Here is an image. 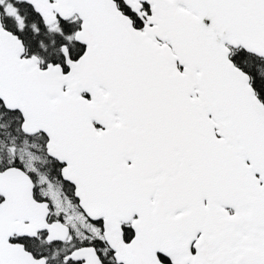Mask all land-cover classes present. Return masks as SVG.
Instances as JSON below:
<instances>
[{
    "label": "water",
    "instance_id": "1",
    "mask_svg": "<svg viewBox=\"0 0 264 264\" xmlns=\"http://www.w3.org/2000/svg\"><path fill=\"white\" fill-rule=\"evenodd\" d=\"M154 3L152 21L158 24V31L173 32L169 37L172 48L154 46L147 37L150 30L141 33L134 29L114 0H58L54 9L68 16L77 14L82 20L77 39L86 45L85 53L77 62L70 63L66 75L59 66L40 69L36 60L22 58V41L5 30L0 20V97L8 109L21 112L26 132L42 131L50 136L54 144L51 148L48 145L51 156L67 159L69 163L71 154L58 156L55 152L58 146L77 145L72 139L83 136L87 138L80 144H97L106 136V132L98 134L92 126V120L101 119L100 109L94 108L98 102L108 104L112 100L121 104L123 108L116 112L123 122L115 127L131 129L133 137H141L147 128L158 129V136L175 137L173 141L180 144L178 150H188L192 155L191 166L207 177L211 203L229 200L240 203V213L233 219L240 224L239 232H247L253 243L250 250L255 254L248 253L251 264H264V103L251 85L249 74L230 59L231 49L227 46H242L264 58V0H154ZM93 78L101 80L108 95L100 91L89 102L79 95L82 89L78 82ZM64 85L69 88L67 92L63 91ZM55 96V100L50 99ZM136 104L167 109L162 112L147 109L138 125L128 123L130 115L125 107ZM83 150L89 154L83 159L88 165L82 167L100 169L98 162L97 166L93 163L99 160L96 149ZM76 171V167L68 170L65 179L77 186V195L83 199ZM81 175L86 177L87 184L93 183L95 175L105 177L100 173ZM19 182L22 188L17 192L21 198L13 196L16 192L8 196L7 189ZM30 186L19 170L0 173V192L7 195L6 202L0 204V264H24L25 258H28L25 264H34L22 247L8 242L15 233L28 234L33 230L35 234V230L44 228V219L31 224L14 220L19 213L23 214L24 208L39 207ZM225 193L229 200L225 199ZM25 196L31 203H16ZM248 203L253 206L249 208ZM102 205L107 220L111 219V212L121 219L131 215L128 208ZM81 207L93 217L92 203H81ZM245 208L250 214L245 213ZM132 211L140 216L141 206H133ZM112 226L117 230L118 219L107 222L106 239L122 252ZM135 228L137 236L126 247L131 254L125 264H161L156 256L160 249L149 245L145 250L140 223Z\"/></svg>",
    "mask_w": 264,
    "mask_h": 264
},
{
    "label": "flooded vegetation",
    "instance_id": "2",
    "mask_svg": "<svg viewBox=\"0 0 264 264\" xmlns=\"http://www.w3.org/2000/svg\"><path fill=\"white\" fill-rule=\"evenodd\" d=\"M114 1L132 21L134 29L141 33L150 30L147 37L154 46L173 47L169 38L173 32L158 31V24L152 21L156 11L154 0ZM56 4L58 0H0V20L5 30L22 41V58L36 60L40 69L59 66L66 75L70 72V63L83 56L86 45L77 39L82 20L77 14H61L53 8ZM178 7L185 9L182 5ZM159 35L166 36V40ZM227 46L231 49L230 55L233 49H244ZM178 68L183 70L180 64ZM78 84L82 89L79 95L89 102L100 91L108 95L99 78ZM68 90L64 85L63 91ZM111 101L94 105L102 115L100 121L92 120V126L98 134L106 132L103 139L97 144H80L87 137H75L72 140L77 145H60L55 150L60 157L71 154L69 163L67 159L51 156L48 145L51 148L54 144L50 136L42 131L26 132L21 112L8 109L0 97V173L8 169L22 172L25 182L31 184L28 188L33 199L39 204V207L24 208L23 214L19 213L14 220L24 224L45 220L44 228L35 230V234L33 230L28 234L15 233L9 237V244L22 247L34 264H125L131 254L126 247L136 238L135 226L140 223L145 250L149 245L160 249L156 256L161 264H251L248 253L255 254L250 250L253 243L247 232H239L240 224L233 219L240 213V203H230L226 193L229 203H211L207 177L199 175L191 166L192 155L188 150H178L180 144L173 141L175 137L158 136L159 130L153 128H147L141 137H133L131 129L116 128L123 122L116 110L123 107ZM125 109L130 115L128 123L138 125L143 111L162 112L167 108L136 104ZM77 148L81 150L69 151ZM89 148L96 149L99 160L93 163L97 166L98 162L100 169L82 167L88 165L83 159L89 154L83 149ZM76 156L82 160L78 161ZM74 167L75 173H79L76 177L81 183L83 199L77 195V186L65 179L67 171ZM98 173L105 177L93 176L92 184H87L86 177L81 175ZM21 182L7 189L8 196L14 192L16 199L22 196L17 192L22 188ZM56 195L62 206L69 207L68 212L56 208L53 199ZM24 198L16 203H31ZM6 200L7 195L0 192V204ZM81 203L93 204L92 218ZM102 203H108L112 209L128 208L131 215L121 219L111 212L112 217L107 220ZM136 205L141 206L140 216L132 211ZM248 205L250 208L253 203ZM244 211L250 214L249 209ZM216 212L217 216H213ZM223 213L228 219L225 220ZM117 219V230L113 226L111 230H115L114 239H120L122 252L112 247L105 235L107 222Z\"/></svg>",
    "mask_w": 264,
    "mask_h": 264
},
{
    "label": "trees",
    "instance_id": "3",
    "mask_svg": "<svg viewBox=\"0 0 264 264\" xmlns=\"http://www.w3.org/2000/svg\"><path fill=\"white\" fill-rule=\"evenodd\" d=\"M237 67H240L250 75L251 84L257 96L264 103V58L245 51L233 49L230 55Z\"/></svg>",
    "mask_w": 264,
    "mask_h": 264
},
{
    "label": "rangeland",
    "instance_id": "4",
    "mask_svg": "<svg viewBox=\"0 0 264 264\" xmlns=\"http://www.w3.org/2000/svg\"><path fill=\"white\" fill-rule=\"evenodd\" d=\"M53 199H54V204H55L56 208H63L66 212L69 211V207H64V206H62L61 203L58 202L59 197L57 195L54 196ZM73 216H75L76 218L78 217V215L75 213L73 214Z\"/></svg>",
    "mask_w": 264,
    "mask_h": 264
}]
</instances>
